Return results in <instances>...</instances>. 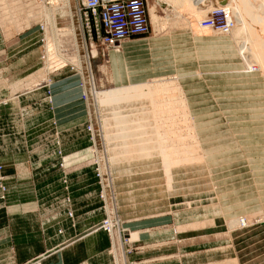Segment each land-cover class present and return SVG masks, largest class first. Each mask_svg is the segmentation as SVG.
Segmentation results:
<instances>
[{"label": "rangeland", "instance_id": "obj_1", "mask_svg": "<svg viewBox=\"0 0 264 264\" xmlns=\"http://www.w3.org/2000/svg\"><path fill=\"white\" fill-rule=\"evenodd\" d=\"M69 2L66 8L55 0L50 12L38 0H0V101L8 102L0 113V264H23L16 247L28 237L8 227V219L36 213L42 232L65 213L74 227L73 205L84 201L81 186L92 176L98 191L91 198L104 211L99 227L110 238L112 264H264V68L242 49L244 35L233 32L243 28L242 17L207 5L200 17L204 6L196 0H146L149 30L127 41L141 42L140 60L152 72L119 82L127 41L112 57L91 46L79 3ZM245 7L251 18L257 6ZM210 15L215 25L207 23ZM252 28L264 43V24ZM253 46L261 58L264 47ZM73 76L80 96L72 110L80 109L83 121L66 126L55 95L66 92ZM123 90L137 95L139 103L130 96L139 107H112ZM18 92L23 100L14 97ZM124 109L135 111L133 118ZM114 112L127 119L113 121ZM149 132L162 142L146 140ZM13 149L27 160L20 164V198L13 194L20 180L4 172L1 157ZM10 167L17 177V163ZM136 211L143 219L153 214V227H133L125 213ZM107 217L112 235L103 224ZM43 258L25 264H43Z\"/></svg>", "mask_w": 264, "mask_h": 264}, {"label": "crops", "instance_id": "obj_2", "mask_svg": "<svg viewBox=\"0 0 264 264\" xmlns=\"http://www.w3.org/2000/svg\"><path fill=\"white\" fill-rule=\"evenodd\" d=\"M134 42H136V46L132 45L133 42H130L129 40L125 42L123 55L126 58V63H118V66L120 67L118 73V77L120 79L119 82H126L133 78L146 75L150 71L152 72V69L150 68L152 67V65H148L146 61L140 60V54L142 53L143 47L137 46V44L140 45L139 43L141 42L137 40ZM118 56L120 57L119 54ZM125 64H128L131 67V71L129 73L127 72V68H125ZM1 65H4V63H2ZM3 67L4 66H2V68ZM109 69L112 73V76L114 77L113 63L112 66L109 67ZM58 77L59 75H56L52 78V80H54V83L58 81ZM76 77L77 76L72 77L70 84L66 86V92L63 93L61 97L56 96L58 94L57 92L55 95V100L59 104L56 113L59 116H63L66 126L75 124V119L77 123L83 121V117L81 116L83 112L80 113V109H77V113L76 115H74L76 111L72 110L74 101L80 96V89L77 86L78 79H76ZM21 95L23 94L18 92V94H15L14 97L17 96L16 98L18 100L20 97H22L21 100H23L24 96ZM0 103V113L2 114L6 107L5 104H7L8 102L6 103L5 100H2L0 101ZM81 104L82 102L79 103L80 106ZM79 107L77 106V108ZM63 119L61 117V120ZM2 138L4 139L3 136ZM6 152V150H3V154L1 155L2 161L6 163L4 172L9 174V176L14 175V179L17 178L18 180H20L18 182L19 185L17 186L16 190L13 191V194L17 195L18 198H20V195L25 194L24 187H22L21 185V179H23V175L20 174V164H23L27 161L26 155L23 153V151H20V149H18V151H15V149H13V154H10L12 153L10 151L9 153ZM20 152L22 153L20 154ZM16 163L17 177H15L16 173L10 167L11 164ZM89 179L94 182H86L85 186H81L83 187L82 191L87 190V192H84L81 195L84 201H75V204L73 205L75 210L74 217L76 222L74 227H71V220L65 213L61 215L62 217H60L59 220L55 218V221L52 220L51 222H49V225H47L46 229L42 232L39 231V216L36 215V213L27 212V210H25L24 212H20L19 214L14 215L10 220L8 219V227L17 226L19 228V235L28 236L23 240H19V245H17L16 247L17 263L25 264L27 260H33L43 255V264H112L111 254L108 251L110 247V238L107 231L99 227V222L104 217V211L101 203L95 202V199L91 198L92 194L97 195L98 188L97 186L95 187V185L97 184L95 182L96 178L92 176ZM91 182L92 184H94V186H92ZM16 205H21L20 207H26L27 204L22 205L18 203ZM31 207H35V205H32ZM134 214L133 212H131L130 215H128V213H125V216L131 219V225L133 227H153V224H155L156 222V218H153L152 216L153 214L148 215V217L145 219H143V217L145 216H139L138 211H136V213ZM57 221H60V224H54ZM3 222H5V220ZM58 226L63 227L61 233L57 232ZM3 227L7 226L4 225Z\"/></svg>", "mask_w": 264, "mask_h": 264}, {"label": "built area", "instance_id": "obj_3", "mask_svg": "<svg viewBox=\"0 0 264 264\" xmlns=\"http://www.w3.org/2000/svg\"><path fill=\"white\" fill-rule=\"evenodd\" d=\"M77 9L82 10L85 31L89 32L91 46L100 48L106 53L110 48L122 47V41L131 36L145 33L149 30L148 5L146 0H73ZM79 10V11H80ZM207 23L215 25V19L210 15ZM230 21V20H229ZM230 24H225L227 28ZM121 45V46H120ZM85 98L84 94H82ZM91 129V124H89ZM92 130V129H91ZM93 132V131H92ZM95 143V139H94ZM96 161V160H95ZM98 164V161H96ZM98 173L102 184L104 183L101 167L98 164ZM104 185V184H103ZM104 197V195H103ZM106 202V199H105ZM106 208V205H105ZM104 226H107L111 235L109 217ZM40 262V258L38 259Z\"/></svg>", "mask_w": 264, "mask_h": 264}, {"label": "bare ground", "instance_id": "obj_4", "mask_svg": "<svg viewBox=\"0 0 264 264\" xmlns=\"http://www.w3.org/2000/svg\"><path fill=\"white\" fill-rule=\"evenodd\" d=\"M41 4H44V5H46V8H47V10L48 11H50L51 10V7L50 6H52L51 4L55 1V0H38ZM171 1H174L173 3H175V4H177V5H182L184 2H187V1H189V3H191L190 1L191 0H171ZM197 2H199L200 3V5H201V7H203L204 5H207L208 7H212V6H220V7H223V8H225L226 9V12H227V14H229L230 15V13L233 11L234 12V14H235V16H241L242 18V20H243V23H244V26H243V28H235L236 30H234L233 32L235 33V34H237V35H239L240 36V34L242 35H244V44H243V48L242 49H244V51L246 50L247 52H250L249 53V55L251 54V55H253L252 56V58H256L255 60L257 61V62H259V63H261V65H262V67L264 68V55H262L261 54V50H264V49H261V48H263L264 47V43H260L259 41H256V38L254 37V30H253V28L252 27H254V23H259V25H262L263 26V24H264V0H196ZM62 2H64V7H69L70 6V2H69V0H62ZM246 3H248V5L250 6V5H256L257 6V10L255 11V12H253V14H252V16H249V17H251V18H247V12H246V7H245V5H246ZM217 4V5H216ZM50 5V6H49ZM197 5V4H196ZM224 5H226V6H224ZM207 6H204V8H203V10H201L200 11V15H198V16H200V17H203L204 16V14L205 13H207V11H209L208 9V7ZM228 8V9H227ZM51 12V11H50ZM50 14H52V13H50ZM153 15H154V17L155 18H157L158 16H160L158 13H157V11L156 10H153ZM253 17V18H252ZM53 18V17H52ZM53 20V19H52ZM262 21V22H261ZM54 22V21H53ZM221 28V27H220ZM224 28V27H223ZM227 29V28H226ZM233 30V29H232ZM262 31V30H261ZM261 35H263L264 36V28H263V31L261 32V34H260V36ZM261 38V37H260ZM127 39H130V37L129 38H127ZM127 39H124L123 41H122V45H123V43L125 42V41H127ZM241 40H243V38L241 39ZM258 40V39H257ZM56 41V40H55ZM263 42H264V40H263ZM256 43V45L258 46V49H261L260 51V54H261V58H260V55H258L259 56V58L257 57V53H259V52H257L256 54H253L252 52L253 51H255V48H254V50L253 51H251L252 49H251V47H255V46H253V44H255ZM54 44L55 43H53V46H54ZM121 46V45H120ZM251 46V47H250ZM262 46V47H261ZM259 47H261V48H259ZM55 48V47H54ZM121 47H116V48H110L108 51H111V50H113V51H118L119 49H120ZM257 49V48H256ZM256 51H259V50H256ZM57 52V51H56ZM264 52V51H263ZM246 53V52H245ZM58 56V55H57ZM262 56H263V58H262ZM248 59V58H247ZM252 65V64H251ZM153 87V86H152ZM147 88V87H146ZM150 88V87H149ZM127 90V89H126ZM131 90V89H130ZM150 90V89H149ZM121 91V90H120ZM134 92H135V89L133 90ZM116 92V91H115ZM119 92V91H118ZM117 92V93H118ZM123 93H121V92H119L117 95H118V97H117V105L116 104H113V105H115V106H112L113 108L114 107H120V106H129V105H134L135 103L137 104V100H136V96L137 95H132V94H129V96H128V94H126L128 91H126V93L124 92V90L122 91ZM129 92H131V91H129ZM135 94V93H134ZM137 94V93H136ZM103 95V94H102ZM111 95H113L112 93H111ZM130 95H132L133 97H134V99L137 101H134V99H133V101H132V97L130 96ZM139 95V94H138ZM111 97V96H110ZM112 99H114V98H112ZM106 100H108V99H106ZM105 100V101H106ZM141 101H143V100H141ZM140 101V102H141ZM134 102V103H133ZM147 102V101H146ZM139 103V102H138ZM144 103V102H143ZM135 104V105H136ZM140 105V104H139ZM125 106V107H126ZM137 106H138V104H137ZM136 106V107H137ZM142 106V105H141ZM111 105H106L105 106V108L107 109V113H108V109L110 110L111 108ZM130 107V106H129ZM139 107V106H138ZM131 108H132V106H131ZM142 108V107H141ZM141 108H139V111H141ZM138 109V108H137ZM136 109V110H137ZM122 110H123V108H122ZM124 110H126V109H124ZM133 110H135L134 108H133ZM112 111V110H111ZM116 111V110H115ZM129 110H126L124 113H126V112H128ZM110 112V111H109ZM119 112H121V113H123L122 111H118V115L120 116V114H119ZM135 112V111H134ZM133 111H129L128 113H129V115H127L126 117L128 118L129 116H130V114H132V113H134ZM144 113V112H143ZM143 113H142V115H143ZM109 114V113H108ZM110 114H112L111 112H110ZM115 114V115H114ZM127 114V113H126ZM138 114H140V113H137V116H140V115H138ZM149 114V113H148ZM122 115V114H121ZM112 116V115H111ZM119 116H116V112H114L113 113V121H119V120H121V119H123V118H125L124 117V115H123V117L120 119V117ZM133 118V114L129 117V118ZM134 117H136V114H135V116ZM144 116H142L141 117V119L143 118ZM127 118H125V119H127ZM138 119V118H137ZM140 119V120H141ZM124 120V119H123ZM133 120H135V119H133ZM139 120V119H138ZM137 120V121H138ZM145 120V119H144ZM136 121V120H135ZM134 121V122H135ZM147 121V120H146ZM145 121V122H146ZM152 121V120H151ZM154 121V120H153ZM144 122V124H146V126L148 125L147 123H148V121H147V123H145ZM117 123V122H116ZM136 123V122H135ZM138 124H132V122H131V125H132V128L134 127V126H136V128L137 127H139V126H137V125H140L141 126V123H139V122H137ZM149 123H150V121H149ZM151 124H152V122H151ZM125 125V124H124ZM126 126H127V124H126ZM128 127L131 129V127H130V125L128 124ZM144 127H145V125H144ZM137 129H139V128H137ZM127 130V129H126ZM133 130V129H132ZM131 130V132H130V134L131 133H136L138 130H136L135 131V129L132 131ZM149 130V129H148ZM128 131V130H127ZM142 131V130H141ZM120 135H122V133H120V134H118V136H120ZM124 135H126V136H128L127 135V133L126 134H124ZM124 135H122V137L124 136ZM134 136V135H133ZM155 135H153L152 133H147V135H145V139L147 140V139H149V138H151V137H154ZM159 136V135H158ZM158 136L155 138H153L154 140V142L153 143H155L156 144V139L158 138ZM121 139V138H120ZM162 137H159L158 138V140H157V144H158V142L160 143V141L162 142ZM122 140V139H121ZM120 140V141H121ZM113 144V143H112ZM115 144V143H114ZM156 144V145H157ZM130 146V145H129ZM128 147V146H127ZM132 147V146H131ZM131 147H129L128 149H130ZM134 147H136V145H134ZM139 147V146H138ZM146 147V146H145ZM193 147V146H192ZM133 148V147H132ZM122 149V148H121ZM114 150H115V148H114ZM123 150H121L120 152H122ZM163 151V150H162ZM177 151H179L180 152V149L179 150H177ZM119 152V153H120ZM164 152V151H163ZM185 152V151H184ZM117 153V152H116ZM124 155V154H123ZM134 155V154H133ZM137 155V154H136ZM135 155V156H136ZM167 155V154H166ZM182 156L181 154H179L178 153V156ZM138 156H140L139 154H138ZM120 157V156H119ZM126 157V156H125ZM131 157V156H130ZM134 157V156H133ZM121 158H122V156H121ZM135 158V157H134ZM193 158V157H192ZM116 159H117V157H116ZM137 160H138V157L136 158ZM140 159V158H139ZM142 159V158H141ZM187 159V158H186ZM186 159H185V161H186ZM183 160H184V158H183ZM195 161H196V159H194ZM132 161H134V160H132ZM129 162H131V161H129ZM166 162V161H165ZM168 162V161H167ZM132 163V162H131ZM179 164H177L176 166H178V165H180V161L178 162ZM189 163V162H188ZM191 163V162H190ZM175 167V166H174ZM171 168V167H170ZM132 169V168H131ZM170 171H171V169H170ZM169 172V171H168ZM172 172V171H171ZM172 180H173V178H171ZM175 183V182H174ZM200 183V182H199ZM170 185V184H169ZM233 222V221H232ZM111 232H112V227H111Z\"/></svg>", "mask_w": 264, "mask_h": 264}]
</instances>
